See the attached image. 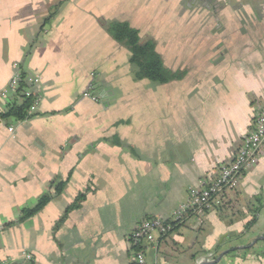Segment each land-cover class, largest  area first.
<instances>
[{
    "label": "crops",
    "instance_id": "1",
    "mask_svg": "<svg viewBox=\"0 0 264 264\" xmlns=\"http://www.w3.org/2000/svg\"><path fill=\"white\" fill-rule=\"evenodd\" d=\"M56 1L0 0V89L18 64L41 76L43 97L39 116L0 121V261L19 262L26 251L33 264H134L127 237L137 223L168 218L191 187L231 160L252 127L264 102V0H134V15L171 17L134 21L165 67L185 72L162 86L134 82L127 51L90 18L85 0L46 21ZM88 87L97 103L82 97ZM69 173L42 211L5 226ZM85 189L80 209L54 229ZM230 199L240 202L236 214L212 211L202 226L185 217L143 247L146 262L220 256L216 264H264V154ZM253 241L250 251L240 249Z\"/></svg>",
    "mask_w": 264,
    "mask_h": 264
},
{
    "label": "built area",
    "instance_id": "2",
    "mask_svg": "<svg viewBox=\"0 0 264 264\" xmlns=\"http://www.w3.org/2000/svg\"><path fill=\"white\" fill-rule=\"evenodd\" d=\"M14 72L8 84L0 89V101L6 102L14 94L24 79L26 85V96L32 97V104L29 114L37 112L42 102L40 85L42 78L40 75L24 74L18 64L13 65ZM82 97L94 103L99 101L92 87L83 92ZM9 132H13L10 128ZM264 154V102L257 109L253 117L252 127L241 140L236 148L231 160L220 164L216 173L204 178L198 185L188 190V197L184 203L171 211L168 218L152 217L140 220L127 237L134 264H148L145 259L143 247L151 244L157 237H164L169 233L171 226L167 222L182 221L185 217L193 218L198 226L204 225L212 211H223L231 206V195L240 188L245 174L249 172ZM34 259L31 253L21 252V261L13 262L1 260L0 264H33Z\"/></svg>",
    "mask_w": 264,
    "mask_h": 264
},
{
    "label": "trees",
    "instance_id": "3",
    "mask_svg": "<svg viewBox=\"0 0 264 264\" xmlns=\"http://www.w3.org/2000/svg\"><path fill=\"white\" fill-rule=\"evenodd\" d=\"M66 1L68 0H59V2L54 6V11L46 21L55 16L57 9L61 7ZM101 26L105 30L106 34L116 44L127 51L128 64L131 67V76L134 82L147 81L162 86L171 82L180 81L184 78V71H172L165 67L161 56L156 51L155 42L153 40L142 39L139 30L134 28L130 23L126 21H102ZM26 88L27 87L22 76L17 91L7 99L4 109L0 110L1 122L17 123L31 119L35 116H39L37 113L29 114V108L33 101L31 96L28 97L25 95ZM113 144L120 143L119 141H116V143L113 142ZM70 176L71 173H69L68 177L64 181L55 179L50 184L49 191L41 194L33 206L21 208L16 221L9 222L5 226H12L14 223H23L42 211L44 207H46L54 198L62 194ZM89 192V189H85L81 192H78L74 196L72 202L65 208L63 215L56 222L54 229L59 228L60 225L64 223L70 212L80 209ZM258 212V209H256L251 220L244 228L245 232L249 231L256 223V214ZM167 222L171 226L169 231L170 233L181 221H170L168 219ZM244 233L241 235H234L235 239L240 238ZM262 242L264 243L263 240L260 241V243ZM253 246L249 247V245H247L242 250H244L243 252L250 251ZM238 249L239 248L234 247L233 249L224 253V255L237 252ZM261 257L264 259V254H262Z\"/></svg>",
    "mask_w": 264,
    "mask_h": 264
},
{
    "label": "rangeland",
    "instance_id": "4",
    "mask_svg": "<svg viewBox=\"0 0 264 264\" xmlns=\"http://www.w3.org/2000/svg\"><path fill=\"white\" fill-rule=\"evenodd\" d=\"M58 2H59V0L56 1V3H58ZM84 4H85L86 9L88 8L91 10V17L90 18L93 19V21L97 22L98 24H101L102 21H107V22L108 21H126L134 27V21L137 20V18H140L141 20L143 19V21H148V20L150 21L151 17H153V19L155 21L162 20V19L163 20H171V17H168V16L162 17V15L158 16L157 14H155L153 16L147 15L144 17L141 15H137V14L134 15V12L137 13V10L134 9V7L136 6V5H134V0H85ZM69 6H75L76 8H82V7H84L83 0L66 1L61 7H59L57 9V13L55 14L54 17L57 18L58 17L57 15L62 14V10L65 9L66 7H69ZM142 39H146V38L143 37ZM145 82L147 83V81H145ZM142 85H144V84H142ZM155 85H157V84H155ZM158 86H161V85H158ZM153 87H155V86H153ZM256 112H257V110L254 112V114ZM256 165L251 170H249V172L253 171L255 169ZM240 187H241V185H240ZM239 189H238V191H239ZM36 200H32V197H31L30 199H28V203H35ZM237 200H238V198H237ZM237 200L233 199L231 203H235V204H231L230 207L225 208L220 213L227 212L228 213L227 217H229V218L232 217V215L236 214L241 209V207H239V205H238L240 202L238 203ZM243 203H246V202H243ZM260 224H261L262 228L259 230H264V211H263L262 217L260 219ZM229 254H232V253H229Z\"/></svg>",
    "mask_w": 264,
    "mask_h": 264
},
{
    "label": "water",
    "instance_id": "5",
    "mask_svg": "<svg viewBox=\"0 0 264 264\" xmlns=\"http://www.w3.org/2000/svg\"><path fill=\"white\" fill-rule=\"evenodd\" d=\"M260 239H263V240H264V237H261ZM255 242H256V241H253V242L249 245V247H252V246L255 244ZM240 249H243V247H241ZM224 253H226V252H224ZM219 261H220V256L217 257L214 261H212V262H210V263H203V264H216V263H218Z\"/></svg>",
    "mask_w": 264,
    "mask_h": 264
}]
</instances>
